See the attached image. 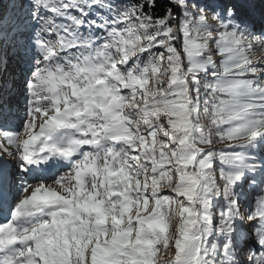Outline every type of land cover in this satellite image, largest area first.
Wrapping results in <instances>:
<instances>
[{"label":"snow or ice","instance_id":"obj_1","mask_svg":"<svg viewBox=\"0 0 264 264\" xmlns=\"http://www.w3.org/2000/svg\"><path fill=\"white\" fill-rule=\"evenodd\" d=\"M11 3L0 264H264V0Z\"/></svg>","mask_w":264,"mask_h":264},{"label":"rangeland","instance_id":"obj_2","mask_svg":"<svg viewBox=\"0 0 264 264\" xmlns=\"http://www.w3.org/2000/svg\"><path fill=\"white\" fill-rule=\"evenodd\" d=\"M3 1L0 0V11L3 6ZM124 3H128L124 1ZM25 11H27V5L25 0ZM0 55H3L0 53ZM219 59L218 57H216ZM254 60L264 61V52L257 51L253 56ZM28 70V64L24 61H21L17 58L14 54L8 53L7 56L4 58V62L0 63V86L6 87L10 89V96H11V111L14 114L12 117L9 118V123L7 124V129L13 134L19 131L18 125L20 123V119L24 115V95H23V82L25 79V74ZM5 129L0 128V131ZM11 150V149H9ZM64 174L63 171L58 173V175ZM50 182V181H49ZM4 219L0 216V223H3Z\"/></svg>","mask_w":264,"mask_h":264},{"label":"trees","instance_id":"obj_3","mask_svg":"<svg viewBox=\"0 0 264 264\" xmlns=\"http://www.w3.org/2000/svg\"><path fill=\"white\" fill-rule=\"evenodd\" d=\"M124 1H127L128 3L129 2H134V0H124ZM3 6L4 8L1 9V11L5 10V6H6V10H7V13L9 16H12L13 15V5L11 3V0H4L3 1ZM17 7H19V4L17 3ZM158 11H160V9L158 8ZM226 145H223V144H217L216 147L219 148V147H225Z\"/></svg>","mask_w":264,"mask_h":264}]
</instances>
